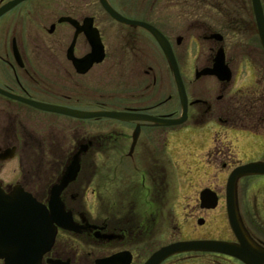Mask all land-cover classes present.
Wrapping results in <instances>:
<instances>
[{
	"label": "flooded vegetation",
	"instance_id": "flooded-vegetation-1",
	"mask_svg": "<svg viewBox=\"0 0 264 264\" xmlns=\"http://www.w3.org/2000/svg\"><path fill=\"white\" fill-rule=\"evenodd\" d=\"M10 1L12 0H0V7ZM59 3V0H29L20 3L3 16L4 23H0V90L13 96L85 112L127 111L165 116L176 111L173 109H177L176 104H180V101L178 93H172L174 78L170 63L152 33L141 27H131L122 23H118V27H101L97 14L89 13L85 9L76 12L68 3L67 15H73L75 18L91 16L99 31L103 57L100 62L94 61L89 66L83 61L92 53L91 43L84 32H79L76 36V28L58 22ZM198 3L201 10L214 7L216 4L214 0H198ZM186 6L187 0H165L164 8L168 13L160 19L155 8L156 0H153L147 18L172 47L181 78L191 97L193 93L189 84H194L195 81L202 83L209 78L218 84L220 93L217 99L214 92L206 91L204 94L199 88L197 97L194 96L200 101L196 105L197 114L203 117L201 121L199 118L197 123L200 121L201 125L198 127L215 121L219 127L233 135L249 136L241 140L231 136L221 141L215 137L213 139L212 148L207 156L209 166H212L211 170L216 174L209 186L218 193L221 200L223 187L217 183L219 176L241 165L238 160L240 156L264 155V139L260 138L262 133L259 130L263 122V113L252 114L253 116L246 120L235 113L237 108L251 106L250 99H246L247 103H244L240 101V96L249 95L258 88L264 90V86L262 82L256 80L252 86H242L241 77L234 73L228 81H220L213 76H201L195 81L188 79L185 66L189 50L194 47L197 49L195 59L202 66L211 65L215 52L221 46L224 47L227 63L232 71H239L243 62L232 53L235 45L231 46V41L236 27H213L206 24L203 17L199 19V27H187ZM124 8L127 12H136L133 8L126 6ZM172 16L175 19V27L171 25ZM213 32L221 33L223 40L218 41L212 37ZM249 50L251 52V49ZM247 59H250V55ZM260 64L262 69L264 65ZM204 87L205 90H210L206 82ZM260 95L264 100L262 90ZM210 111L213 112L212 116L205 118ZM41 112L0 93L1 188L9 192L11 187L20 185L33 194L41 191L45 193L41 199L43 201L47 199L50 185L61 176L71 154L78 151L80 144H85L87 148L86 152L81 153V160L88 161L101 157L114 158L118 161L133 160L138 163L139 160L161 157V152L156 151V145L165 149L168 146L166 141L171 135L170 130L157 128L149 122L108 119L105 120L107 126L104 131L92 134L91 130L85 129L78 137L74 131L68 139L61 141L54 134V127L51 125L38 124L45 129L37 130L35 128L37 125L30 123L35 117H40L30 115ZM50 114L52 117L55 116ZM72 120L82 121L73 118ZM191 121L194 122L193 119ZM137 128L139 130L136 142L132 145ZM218 143L222 145L219 147ZM9 153H13L12 159L2 158L4 155L7 157ZM47 158L57 162L52 179L44 183L41 168ZM112 170H118L122 175L127 171L123 168ZM136 172L144 174V168L136 167ZM128 180L129 178L126 179ZM253 180L243 184L242 190L255 192L251 201L257 202L260 199L264 210V177ZM83 191L80 185L74 182L64 192L65 198L70 196L71 200H64L73 211L80 233L71 234L61 230L45 259L53 257L64 261L69 259L70 264H94L97 257L110 255L114 249L115 251L126 249L133 253L132 264H138L136 249L130 244L136 240L134 230H126L125 227L113 222V219H122V216H104L103 219L83 210L86 206ZM121 202L112 200L111 203L114 205ZM253 213L254 215L247 217L249 227L255 233L254 237L264 243V223L258 219L256 212ZM112 233L114 237H110ZM87 248L92 252L96 250L103 252L93 254L92 261L85 260L81 255ZM228 259L234 260L230 257Z\"/></svg>",
	"mask_w": 264,
	"mask_h": 264
},
{
	"label": "water",
	"instance_id": "water-1",
	"mask_svg": "<svg viewBox=\"0 0 264 264\" xmlns=\"http://www.w3.org/2000/svg\"><path fill=\"white\" fill-rule=\"evenodd\" d=\"M24 0H14L11 3L0 8V17L12 7ZM100 3L104 9L115 20L133 25L141 26L142 28L150 30L154 33L157 39L160 41L164 51L170 59L172 70L175 74L177 81V88L181 96L182 101V115L179 118H158L148 115L123 113V112H81L74 111L67 108L44 105L40 103L30 102L32 105L44 110L54 111L66 115H70L78 118H94V117H111L120 120H148L155 123L157 126H173L182 124L188 118V100L186 97L185 89L180 78L179 69L175 62L171 47L165 42L162 34L157 31L152 25L130 20L116 10L109 4L107 0H101ZM254 10L256 14L259 34L262 45L264 47V14L260 0H253ZM68 21L78 28V32H85L88 39L92 44L93 52L83 62L85 64H92L94 61H99L103 57L102 46L98 31L93 27V21H84L83 26L76 20L62 19ZM229 71L228 68L223 66V57L216 60L215 68L213 70L205 69L202 73L206 74H219L222 79L229 78V75L225 74ZM229 73V72H227ZM198 75V74H197ZM3 93V91H0ZM10 97L17 98L13 95L7 94ZM21 100V99H20ZM85 150V147H82ZM79 153L73 157L70 165L65 171L61 184L55 186L52 190L51 202L49 208L39 204L31 195L23 193L20 190L13 192L8 198L4 199V195L0 192V211L3 210L5 205L10 204V215L8 220L10 226L6 230L2 231L5 236L6 246L3 242L2 248H0V258L6 259L7 264H40L42 256L52 247L54 238L57 233V227L61 226L68 229H75L72 220V212H65V205L60 199V193L63 188L72 180L76 178L80 169ZM252 174H264V162H257L247 164L235 169L227 183V209L228 218L230 220L231 227L237 236L239 243H228L223 241H180L161 248L156 251L151 258L145 264H160L169 256L175 253L189 252V251H210L220 252L228 255L235 256L242 260L245 264H264V248L257 245L248 235L247 231L243 227L242 221L239 216L236 201V185L238 180L244 176ZM202 207L212 208L217 205L216 194L210 190H205L201 194ZM0 215H4L0 212ZM128 254H116L103 261H98V264H127L129 260H126Z\"/></svg>",
	"mask_w": 264,
	"mask_h": 264
},
{
	"label": "rangeland",
	"instance_id": "rangeland-1",
	"mask_svg": "<svg viewBox=\"0 0 264 264\" xmlns=\"http://www.w3.org/2000/svg\"><path fill=\"white\" fill-rule=\"evenodd\" d=\"M116 1V0H115ZM59 16L61 15H65L68 13V3L71 4V6H73L74 10L76 12L83 10H88V12L90 13H95L98 15L99 18V25L101 27H118V24L115 23V21L111 20V18L103 11V9L101 8L98 0H59ZM121 2H123L121 0ZM164 0H160V1H156V5L157 7H155L157 9V15L158 18L163 19L162 17L167 14L168 12L165 10L164 8V4H163ZM73 3V5H72ZM124 3V2H123ZM227 4L226 1H223V4ZM111 4L117 9L120 10L118 8V6H116L113 2H111ZM125 4V3H124ZM128 8L129 6L127 4H125ZM124 7V5H123ZM133 8L130 7V9ZM232 13H234L235 11L230 7ZM121 11V10H120ZM148 11V9L143 10V12L148 15V13L146 12ZM243 10H239L238 12V18L240 19V21H243ZM203 14H205V16H210L212 14H207V12H203ZM132 17H136V19H139L136 15L131 14ZM174 16V15H173ZM172 16V20H171V25L172 27H175V19ZM233 17H237V15L235 16L234 14H232L231 19H233ZM220 18V15H219ZM189 20V19H188ZM3 23H4V19H2ZM213 23H216V20L212 21ZM219 23L221 24L220 20ZM177 24L179 25V22H177ZM217 26V24H214ZM67 31H69V29H67ZM248 38L244 35H236L234 36L233 40L231 41V46L237 45V47L235 48V51L233 50V54L238 53L241 55V53L243 54V52L245 51V47L243 46H239V44L244 45L245 41H247ZM250 43H252L253 45V49L254 47H256L258 49V45L259 41L257 42L256 37H252L250 40ZM257 42V43H256ZM248 48V47H247ZM249 49V48H248ZM195 48L191 51V54L193 56L196 55L197 52H195ZM259 52L258 53H254L253 57L255 55L259 56ZM259 62V61H256ZM191 64L187 66V73H188V77H192L194 76V68H200V62H197L195 59H192ZM260 64V63H258ZM261 65V64H260ZM263 65H264V61H263ZM243 74H241V84L242 86L245 87H249L255 84V73L254 70L251 66L246 65L244 66V70L242 72ZM237 72L234 71V75H236ZM206 82V84L209 86L210 90H205L204 87V83ZM190 85V84H189ZM218 84L209 78H206L204 80V82L202 83H197L195 82L192 85L193 90H195V92H193V96L198 95L199 91L198 88L203 90V93L206 94V91L208 92H214L215 93V99H217V95H219V91H218ZM214 87V88H213ZM214 89V90H213ZM172 92L173 94L175 93V89H174V85L172 86ZM176 108L177 109H173V110H177L179 111L180 106L179 103L176 104ZM221 105V103L219 104V106ZM192 113L195 115V110H192ZM217 113V112H216ZM40 116V117H35V119L33 121H31L30 123H35L33 125H37L35 128L39 127V123L40 121L43 123V125H53L55 126L58 130L63 129L66 131L64 133V138L67 139L70 136H68V133H73L74 131L77 134H80L82 131H84L85 129H89V130H93V129H100L102 128L105 124L104 123H98L95 124L94 121H88L85 123H79L76 121L72 122L70 121L69 118H57L58 120H53V118L49 117L48 115L45 114H40V113H33L30 116L34 117V116ZM49 118V119H45ZM47 120V121H46ZM55 122V124L53 123ZM68 127V129H67ZM264 128H262L261 133H264ZM218 136L219 138H224L226 136H231V138H234L236 140H241V139H246L249 136H241L238 134H234L230 133L224 129H222L221 127L218 126L217 123L211 122L207 125H205L204 127H194L192 126L190 123L183 125L182 127H179L176 130V138L174 140V144H173V151L172 149L170 151H168V154L170 156V159L172 160V165L170 164V162L167 159H162V160H156L157 166L159 168H162L163 171L165 170V168L167 169V173H168V184L166 183L165 180L162 181V186H161V191H159L157 193V197L158 200L157 202H152L151 201V211L147 212L146 214V220H157L159 218V225L157 226L158 228V237H157V241L153 242V245L150 247V249L154 250V246L157 245H165L168 244L170 242H172L173 240H177L180 235L181 238L184 239H189L187 237H183V236H191V235H197L200 232L206 231L209 227V218L212 217V213L211 214H205L203 215L204 219H207L208 222L203 226V227H199L196 224V218L199 217L200 215H202V213L199 211L198 209V193L199 190L201 188H203L204 186L210 184L213 182V178L211 179V181L209 179H207L206 176H204L203 171L204 168H206L201 161H199V159H201L202 161H204V157H206L205 155H202L203 152H201L202 150H206L210 147L211 144V139H214V137ZM260 138L264 139V136H261ZM202 141V144L200 145V147H198L199 142ZM220 145H222L221 143H218V146L220 147ZM196 155V157H193V155ZM100 157H96L97 160H94L95 162V166L92 168H98V172L102 175L100 178V180L98 181L99 186L103 187V189H107L108 185H107V178L110 179V183H113L114 185L117 184V177L111 178V177H107L105 176L103 173L105 172H109L110 169H114V168H110V167H117V168H123L126 169V173H128V170H132L134 168V161L132 162L131 160H121L119 162H115V159L112 158L110 159V163H108V161H105L103 159H99ZM259 157L255 156H244V157H239L240 160H242L243 162H248V161H252L255 159H258ZM170 160V161H171ZM56 160H52V159H48L44 160V166H42V177L44 179V183L51 180L53 177V170H54V166L56 164ZM173 167V168H172ZM158 168V171H160ZM176 174H174V172ZM141 178V181L143 180L144 174L142 172H140L138 174ZM224 180L223 176H221L220 178V182L222 183V181ZM246 180V179H245ZM246 183L248 182L247 180L245 181ZM122 183V182H121ZM120 183V184H121ZM246 183H240L237 187H238V197H239V192L242 191L244 197H247V200L251 201V199L254 197L253 195H255V192L253 191H247V192H243L242 190V185L246 184ZM191 185H193L194 187L191 188ZM122 187V186H121ZM118 186H109V188L106 190L107 191V195L110 197H113V195L115 194V189L116 188H121ZM103 189L101 191H103ZM39 194H42L39 193ZM240 196H242V194H240ZM188 199V200H187ZM191 201V202H190ZM94 199L91 201H89V203H93ZM192 203V204H191ZM224 203V202H223ZM255 204H257V202H255ZM193 205V207H192ZM192 207V208H191ZM95 210L92 209L93 212H96V206L94 207ZM222 210H224V208H222ZM136 212V211H134ZM188 219H186L187 217ZM189 215V216H188ZM219 224L218 225H211L209 228L210 232H206L204 234H200L203 237L204 236H209V235H213V234H220V235H226V228L228 227V223L226 221V219L224 218V215L222 216V214H219ZM263 213L261 212V217L263 218ZM190 219V220H189ZM264 219V218H263ZM136 220L138 221L139 225H143L141 224V222L139 221V216L137 215ZM222 222V223H221ZM224 224V228H222ZM219 227V228H218ZM228 229V228H227ZM197 236H194V238ZM193 238V239H194ZM150 249L145 250L144 252H148L150 251ZM103 251L102 250H96L95 252L90 251L88 248L84 250L83 255H81V257L83 259H91L92 261V257L93 254L97 255V254H101ZM144 252H139L140 254L144 253ZM147 254V253H144ZM182 263H186V264H206V259L204 258V256L199 255V256H192V257H187L185 258V261H181Z\"/></svg>",
	"mask_w": 264,
	"mask_h": 264
},
{
	"label": "trees",
	"instance_id": "trees-1",
	"mask_svg": "<svg viewBox=\"0 0 264 264\" xmlns=\"http://www.w3.org/2000/svg\"><path fill=\"white\" fill-rule=\"evenodd\" d=\"M135 194H138V192L136 191Z\"/></svg>",
	"mask_w": 264,
	"mask_h": 264
}]
</instances>
